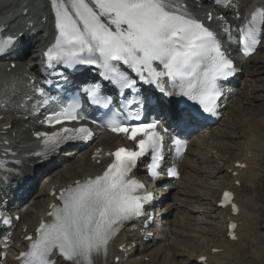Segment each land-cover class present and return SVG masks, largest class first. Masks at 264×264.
<instances>
[{
	"label": "snow or ice",
	"instance_id": "obj_1",
	"mask_svg": "<svg viewBox=\"0 0 264 264\" xmlns=\"http://www.w3.org/2000/svg\"><path fill=\"white\" fill-rule=\"evenodd\" d=\"M50 3L57 36L44 54L48 67L54 62L68 67L95 66L101 69L105 80L121 91L135 89L136 80L117 66L122 64L164 96L186 97L203 112L215 114L222 95L218 81L227 79L236 69L221 50L216 34L182 11L174 0H50ZM215 3L227 7L231 0ZM262 37L264 8H257L239 28L240 51L245 57L256 51ZM13 45L11 37L0 39V55ZM37 91L44 95L42 90ZM83 92L92 104L108 108L111 103L101 95L98 83L84 87ZM44 103H48L47 99ZM145 103L151 105L156 100L151 95L133 98L124 107L129 109L136 104L143 108ZM80 107L79 102L62 107L46 117L44 123L49 127L79 123L85 119L79 114ZM188 115L184 107L168 108V116L177 126L183 125ZM127 119L141 121V112L128 111ZM104 126L133 141L137 150L119 147L108 153L113 159L102 174L77 180L59 193L52 192L58 203L50 205L49 219L41 220L35 234L25 237L29 244L18 257L21 264H57L56 256L66 264H95V257H107L110 242L125 221L145 215L144 206L151 201L152 194L132 175L133 169L140 157L151 153L149 175L153 179L161 176L163 141L168 130L155 119L132 124L115 114ZM36 135L43 137L47 151L62 139L89 140L93 131L81 125ZM172 144L176 156H181L186 143L173 137ZM167 175L174 177L178 172L170 167ZM230 199L231 194L225 193L224 200ZM0 221L5 226L12 224L8 216L0 215Z\"/></svg>",
	"mask_w": 264,
	"mask_h": 264
},
{
	"label": "bare ground",
	"instance_id": "obj_2",
	"mask_svg": "<svg viewBox=\"0 0 264 264\" xmlns=\"http://www.w3.org/2000/svg\"><path fill=\"white\" fill-rule=\"evenodd\" d=\"M184 2H187V1L181 2L180 5L183 6ZM209 2L213 3L215 5L214 8L217 9L216 18H219L220 15H224L228 19H232L234 23H238L241 20V18H243L245 11H247L249 8L252 9V7L250 6L251 2L249 0H231V3L227 7L220 6L219 8H217V6L215 4V0H210ZM201 4H204V2L201 3L200 1H195L194 3L193 2L190 3L192 8L193 7H199ZM187 5H189V4H187ZM203 13H205L204 14L205 16H209V11H205ZM199 16L203 17V15H199ZM20 17L21 16L16 17V20L20 19ZM45 17H46L45 15L41 16V22L45 23V21L46 22H48V20L51 21V17H49L48 19L46 18V20L43 21V19H45ZM263 40H264V37H263ZM262 44L264 45V41ZM263 45H261L259 50L264 47ZM46 46H47L46 43L42 44V42L38 41V42H35L34 45H31V48H32L31 51L36 50V52H34V53H38L41 51L42 48H44ZM26 54H27L26 56H29V58L27 59V57H26L24 60L20 61L19 59L16 58L19 55V52L17 50L10 49L8 54L5 57H3L2 62H6L8 66H10L12 63H15L17 66L18 65L22 66V67L27 66V70H28L27 73L32 74L34 72L33 70H35L37 62H35V61L32 62L33 56H30L31 55L30 52H26ZM256 55H257V52L248 61H245V60L240 61L239 65L244 68L245 72H243V74L241 76L239 75L240 77L238 76L236 82L233 85L237 89V93L240 91V89H238V86L240 85V81L242 80V78H244V76L247 77V75H245V73L247 72L246 71L247 67H248L247 65H249L248 62L249 61L251 62V60L255 59ZM12 72H16V70L15 71L13 70ZM18 74H21V72H18ZM249 74L253 75L255 73L252 72ZM232 93H233V91L230 93L231 96L228 95L225 97V100L223 102L222 114L225 115L226 113H228V111H231V113H233V115H234L233 117H235L234 120L240 118V121H239L240 127H238V130L243 134V136H248L249 142L247 145H248V148H249L250 154H251L250 157L245 158L240 163V164H245V166H246L245 169L235 168L234 163L231 167H229V169L231 170L230 178L232 177L231 178L232 185L230 186V190H233L235 192V194L237 195L239 188L237 186H235L236 181H239L240 185L246 181H248V183H250V180L252 179L251 175L256 176L255 173L254 174L252 173V170H253L257 160H259L258 158L260 157V155L264 153L263 152L264 151V123L257 121L256 118H246V119H244V122H243L242 121L243 118L241 119V117L239 115V112L242 111L240 104L243 103V101L241 99H234L235 95L232 96ZM236 107H238V108L236 109ZM242 112H241V114H242ZM2 114H4V113H2ZM2 114L0 113V115H2ZM0 124H1V130L5 132L4 134H9L8 131H5L6 129H4V127L13 126V129H16V128L20 129L21 127L24 126V124L27 125L28 122H25V120L22 119V117H14L13 119H9V118L5 117L3 122H0ZM213 126L214 125H212L210 127V129ZM214 129L215 128H212L211 131L209 132V134L211 136L210 138L212 140H214V139L216 140L217 138L220 139L221 137H218L219 135L217 136L216 131ZM177 131L179 132V128ZM220 136H221V134H220ZM193 138H196V140L190 141V145H189L190 147L187 149L186 154L183 156V158L181 160L177 161V165L180 168L181 175L190 174L191 172H193L194 174H197V175H200V173H201V171H200L201 168L196 167V165L198 164L197 163L198 157H200V156L197 157L195 154L197 151H198V154L199 153L202 154V152L200 151L203 148V147L201 148V146L203 145V143H201L202 138L196 137V134L193 135ZM121 139L122 138L114 137L111 134L105 132V133L99 135L92 142L91 145H90V143L87 144L86 147L84 149H82L80 152H78L77 154L75 152H71V151H67V152L63 153L64 157L67 155H74L72 157V159H63L61 157H60L61 159H58V157L54 158V155L56 154V148L44 151L43 155L37 156L35 160H24V159L20 158L21 163L18 165L10 164L8 166L9 169L7 171H5V173L0 178V180H2L3 177H5V178L8 177L7 180H4L3 182H1V183H3V185L5 187H1V184H0V205L5 200L9 201L13 197H15V194H13V196H11V197L9 196V194H10L9 191H11L15 185H22V184L27 185L28 184L27 182L33 181V179L35 178V170H37L41 166V163L38 164V161L44 163L43 167H46L47 162H49V161L53 164V166L56 169L59 168V166H60V168H62V170L58 174H57V172L54 174V171L56 169L53 170L52 173L50 174L49 185H48L47 191L44 190L43 192L42 191L38 192L37 199L35 200V203H34L36 206H39V207L42 206L41 203L43 202L44 199L49 201V204L44 208L42 214L40 216L31 214L28 216V219L26 216L23 215V221H26V224L28 225V233L32 232L31 231L32 227H35L36 225H38V222L41 221L40 218L42 216L44 217L47 215V212L50 210L48 206L50 204H52L55 200L54 198L51 200L49 199L50 192L52 190L54 191V190H61L63 188H66L67 186L73 184V182H75L77 180H84L85 178L96 176L98 173L92 174L90 172L89 168L94 167V165H92V164H95L97 160H101V161L105 160L107 153L112 151L118 145V143ZM253 140H256V142L253 143ZM200 143L202 145H200ZM162 155H167V160H170V161H167L166 163L164 162L161 165V167H160L161 172L166 171L165 170L166 169L165 164L169 165V164H171L170 162L172 161V158L169 157L170 155L168 156V152L164 153ZM203 155H201V156L203 157ZM211 158H213V157H211ZM60 160H62V162ZM58 161L61 162L60 165H57ZM146 163L147 162H145V164ZM97 168H98V170L101 169L100 167H97ZM234 171H236L238 173L237 177L232 176V173ZM253 172H254V170H253ZM162 173H165V172H162ZM136 175L137 176H139V175L143 176L142 169H138L136 171ZM189 180H191V179H189ZM182 181H181V183H182ZM171 182L172 181L167 180L166 173H165V175L163 177H159L157 179V183L155 186L158 187L160 190H165V188L168 187ZM193 182H195V180ZM181 189H180V185H176V186L171 187V190H173V191L171 192V194L169 196L171 197L172 193L174 191H176V192L182 191ZM182 192H180V193H182ZM195 194L192 190L187 191V194H186L187 201L185 203L186 208L183 209L184 214L192 215L193 212H195L194 206H191V203L194 200L197 202V200L199 199L198 195H195ZM164 195H167V194L164 193L163 196L158 195V197H157L158 203L150 206L148 209L149 213L156 214V217L154 220L155 222L150 225L148 218H144V220H141V219H137L135 217L130 219V220L125 221L122 224V226L120 227L117 235L110 242L109 252H108L107 257H104L103 255L95 257V264H116V262H115L116 259L120 258V256H121L120 250L122 249V247L128 248L129 246L132 245L133 242H137V243L139 241L144 242L146 240L147 236L150 234H154V235L160 234L161 235V237L163 239L162 242H167V245H166L167 247L165 248V250H163V247L158 245V242L155 243V241H154L155 238L153 237V238H151V240L149 239V242L147 241V243H145V247L143 250V252H148L147 255H149L148 256L149 261L146 262L144 260L145 256H147V255H144L143 260H135L133 262H129L128 264H183V261H177L178 258H180L182 254L184 255V253H183L184 251L182 252L181 250H179L180 246H182L183 243H181L180 241L178 242L179 237L177 236L178 234L175 231L177 229L181 230L180 235H182V234H184V232H186V231H184L186 228L189 229L190 225L187 222H186L187 224H184L183 223L184 221L181 222V218H179L176 215L174 216V213H173L174 208L172 209V207H169L170 203L168 205H166V199L168 198V196L166 197ZM237 202L240 206V212L236 217L232 216L231 212L228 209L223 210L224 213L225 212L228 213L226 215L227 216L226 218H228V220H233L238 224V227L236 230L237 241H232L227 237L229 239L230 245H226V239H223L222 241L218 242L216 246L214 245L215 247L203 246L200 248V251L197 249L199 252L204 251V254H201L199 256H207L208 257V260H207L208 264H226L225 261L232 256V254L236 251V249H238V247H240L241 242L245 238L249 237L248 236V229L250 227V217L252 215L250 216V214H248L249 209H248L247 204H244L238 200H237ZM181 204H182V202H181ZM166 207H169L168 214L165 212L167 209ZM38 212H40V211H38ZM164 214H167V215H164ZM170 217L171 218L174 217L175 220L174 219L170 220L171 219ZM163 220H165V223H167V226L165 229L163 228L159 233H157V231L159 230L160 223H162ZM225 223L227 226V223H228L227 220ZM18 226H21V227L20 228L18 227V231L16 232V234L20 235L19 232L23 231V229H25V227L23 228L22 227L23 225H18ZM123 227H125L124 230H123ZM170 230H171V232H169ZM172 231L177 234L175 236H177L178 238H176V237L172 238L173 237L172 234L169 235V233H172ZM212 231H214V229ZM28 233H26L24 235L27 236ZM227 233L228 232H227V227H226V235H227ZM15 236L18 237L17 235H15ZM181 239H179V240H181ZM20 241H21V239H20V237H18L17 242L19 243ZM205 241L206 240H204V242ZM185 242H184L185 245H187V243H190L189 241H187L186 243ZM160 243H161V241H160ZM24 245L28 246V244H25V243H24ZM191 245H192V247H195V246H198V243H197V245L196 244H191ZM2 246L4 247V249H0V255H1L2 251H7L6 245L3 244ZM16 247H17V244L14 245L13 250H15ZM192 247L190 249H192ZM196 248H199V247H196ZM150 249H151V251H149ZM213 249H220L221 252H219L218 254H213L211 252V250H213ZM184 250H185V248H184ZM263 251H264V249H263ZM193 252H194V250H193ZM255 252H256L257 256H262V253H263L262 249L259 248L258 251L256 250ZM141 253H142V250L140 252L138 250V253H136V254L139 256V255H141ZM190 256H192V255H190ZM134 257H136V255ZM134 257L131 258V260H133ZM186 261L187 262L190 261V258H187ZM6 263L17 264L15 262H13L11 260V258H7V260L5 261V264ZM57 264H66V263H63L62 260H57ZM119 264H123V263H119ZM189 264H192V263H189ZM194 264H198V262H194Z\"/></svg>",
	"mask_w": 264,
	"mask_h": 264
},
{
	"label": "rangeland",
	"instance_id": "obj_3",
	"mask_svg": "<svg viewBox=\"0 0 264 264\" xmlns=\"http://www.w3.org/2000/svg\"><path fill=\"white\" fill-rule=\"evenodd\" d=\"M248 64L249 65H247L248 67L246 70L247 72L245 73L247 77L244 76V78H242L240 81V86H238L240 91L238 93L237 91L235 92L234 99H241L243 101V103L240 104L243 112L241 111L242 114L239 112L241 119L243 118V122L246 118H256L257 121L264 123V47L258 50L256 58L251 60V62L249 61ZM248 72H254L255 74L251 75ZM237 108L238 107H236V109ZM233 116V113L228 111V113L225 114L221 121L215 126L214 130L216 131L217 136L219 135L218 137H221L220 139L217 138L216 140H212L209 134L210 131L205 129L198 134L199 136L196 134L197 137H203L201 141L203 145L200 143V145H202L201 148L203 147L200 150L202 154H198V151L195 154L197 157L200 156L198 157V164L196 165V167L201 168L200 175L194 174L193 172L190 174H185L182 179L184 182L182 181V183H178V185H180V189L182 188L181 190L183 192L180 191L182 193L174 191V194L172 193V196L170 197L169 195L173 190L168 188L164 191L167 194L166 196H168L166 199V205L170 203L169 207H172V209L174 208V216L176 215L181 218V222L184 221V224L189 223L190 225L189 229L186 228L184 230L186 232H184L182 235H180L181 230L178 229L175 231L178 235L173 231L172 233H169V235L172 234V238L179 237L178 242L180 241L183 243L179 250L182 252L184 251V255L182 254L178 260L176 259L177 261H183V264H194L197 257H200L199 251L203 246L215 247L214 245L223 239H226V245H230L229 239L227 236H225L226 231L224 223L228 213H224L223 210L221 212L218 211L215 202L220 194V191L231 186L232 182L229 177L230 175L227 173L229 167L233 165V162L234 164L236 162L241 163L242 161L237 160H244L250 155V150L247 145L249 142L248 136H243V134L238 130V127H240V118H238L239 120H234L235 117ZM255 142L256 140H253V143ZM65 151L67 150L62 152ZM201 155H203V157ZM258 159L259 160H257L253 168L254 172L252 170V173H255L256 176L251 175L252 179L250 180V183H248V181L244 182L237 192L238 200L240 199L239 201L248 205V214H250V216L252 215L251 217L249 216V237L245 238L246 240L244 239L241 242L240 247H238L232 256L225 261L226 264H264V153L261 154ZM92 168L93 167L89 169L93 170ZM61 170L62 168H57L54 171V174L56 172L58 174ZM42 177L43 174H40L36 178L35 181L38 180L36 183V189L33 192L31 200L26 204L30 207L29 210L25 211L27 214V219L29 215H37L41 213V210H43L45 199L41 203L42 206L40 207L34 204L35 200L37 199L38 192H43L45 190L39 181ZM194 180L197 182H193ZM189 190H192L194 194L196 193L195 195H198L199 198L197 202L192 200L193 202L191 203V206H194V208L197 209L192 215L183 213V209L186 208V194ZM215 206L217 210L215 209ZM169 207H166L167 209L165 212L167 214ZM173 219L175 220L174 217H172L170 220ZM213 229L214 231H212ZM169 232H171V230ZM179 239H181L183 242ZM204 240L206 241L204 242ZM185 241H189L190 243L185 245ZM161 243L159 240L158 245L163 247V250H165L167 247V242H162L161 240ZM197 243L198 246L192 247L191 244L197 245ZM191 247L192 249H190ZM259 248L262 249V256L256 255L255 251H258ZM195 249H198L199 251H196ZM149 251H151V249ZM187 258H190V261L187 262Z\"/></svg>",
	"mask_w": 264,
	"mask_h": 264
}]
</instances>
